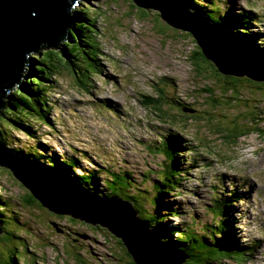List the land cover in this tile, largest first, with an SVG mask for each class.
Listing matches in <instances>:
<instances>
[{
	"label": "rangeland",
	"instance_id": "1",
	"mask_svg": "<svg viewBox=\"0 0 264 264\" xmlns=\"http://www.w3.org/2000/svg\"><path fill=\"white\" fill-rule=\"evenodd\" d=\"M195 1L188 10L201 6L199 11H203L212 2L225 19L236 27L241 26L235 33L240 36V44L253 55H260L261 50L257 49L260 41L253 37L252 28L242 22L239 15L243 9L251 11L258 19L256 30L264 33V0ZM186 2L189 4L188 0ZM84 5H90L91 17H96L98 29H95L96 36L93 35L101 53L96 57L91 54L92 47L84 46V50L95 58L99 70L96 74L90 73L89 86L85 88L71 65H65L63 59L64 65L56 62L58 71L52 74L56 75L60 87L49 95L54 129L46 125L37 128L35 124L36 135L46 139L49 148L56 150L55 146L61 144L64 157L80 156L79 151L89 148L88 160H82L79 169L85 174L99 169L96 189L100 193L107 189L103 181L108 166L116 171L130 169L137 187H132L130 192L138 190L136 192L146 196L156 178L150 172L165 165L164 156L149 150L148 145L157 144L158 136L170 130L181 131V138L187 142L184 145L192 148L191 154L187 153L189 162H194H191L192 170L186 174L185 191L167 195L166 200L175 201V207L182 211L180 216L170 218L171 224L181 228L179 223L185 219L190 221V215L204 222L212 221L213 216L207 209L214 202L222 213V227L227 229L228 207L221 203L220 191L233 196L244 192L243 201L232 202L231 196L227 198L232 208L239 205L245 209L242 215L234 210L233 227L239 238L234 241L235 251L246 259L221 258L222 261L213 260L211 264H264V88L246 76L247 81L242 79L236 88L240 96L235 104L230 97L235 96L236 91L229 90V83L222 79L225 78L223 73L222 78H216L211 70L217 67L209 60L201 61V65L194 62L192 53L198 46L193 35L169 25L157 9L147 7L148 13L143 15L144 11L134 8L128 0H79L74 9L80 10ZM196 14L207 20L200 13ZM217 26L227 39L233 37L220 24ZM44 48L29 57L39 60L45 51L52 49ZM246 52L241 51L238 56L249 62ZM83 57L74 61V69L82 67ZM251 60L257 62L252 63L253 67L264 70V62ZM204 63L208 68L205 69ZM29 69L23 72L24 76H30ZM77 71L79 75V69ZM23 80L26 81L25 77ZM206 88L213 89L212 97L219 101L214 108L207 102L211 96ZM176 100L185 101V106L190 103L195 110L184 111L183 106L172 105ZM102 102L108 106L103 107ZM252 109L255 114L249 116ZM159 112L168 114V119L160 117ZM12 128L17 126L12 125ZM0 129L9 133L8 139L13 145L20 139L17 149L35 144L20 130L15 131L1 121ZM5 168L0 169L3 185L0 195L9 201V206L1 202L0 218L6 217L5 214L15 216L8 224L11 223L9 228L17 234L13 236L0 226L4 239L0 241V264L10 257L20 259L18 264H128L125 245L106 226L50 211ZM132 178L127 181L134 184ZM162 212H168L167 207ZM159 219L166 221L163 217ZM167 225L170 226L168 222ZM173 236L176 233L173 232ZM9 247L12 250L5 251Z\"/></svg>",
	"mask_w": 264,
	"mask_h": 264
},
{
	"label": "water",
	"instance_id": "2",
	"mask_svg": "<svg viewBox=\"0 0 264 264\" xmlns=\"http://www.w3.org/2000/svg\"><path fill=\"white\" fill-rule=\"evenodd\" d=\"M78 1L0 0V112L7 103L3 97L21 82L29 55L39 52L43 45L54 48L60 41L70 39L68 29L73 21L72 8ZM128 1L146 11L147 7L157 9L169 25L190 32L205 60L213 63L219 73L248 75L264 88V70L241 59L238 50L245 53V49L231 37L227 39L217 23L204 21L190 12L186 0ZM33 12L37 13L35 17ZM227 86L231 91L237 88ZM238 96L240 91L231 99L239 100ZM34 161L31 157L27 159L12 154L0 142V165L12 170L19 185L30 190L43 206L56 214H70L93 225L106 226L120 238L134 264H180L186 256L181 249L162 243L160 237L157 242L155 236L158 234L151 230L148 221L136 215L128 201L114 196L101 197L61 172L52 171L45 162L37 164ZM160 244L166 247L161 248Z\"/></svg>",
	"mask_w": 264,
	"mask_h": 264
},
{
	"label": "trees",
	"instance_id": "3",
	"mask_svg": "<svg viewBox=\"0 0 264 264\" xmlns=\"http://www.w3.org/2000/svg\"><path fill=\"white\" fill-rule=\"evenodd\" d=\"M191 6H194L195 0H189L188 1ZM209 8L202 10L201 6L197 7L195 10H193L196 13H200L204 18H206L209 22H215L220 24L222 27H224L230 34L233 35L234 39L240 43V36L236 35L235 33L239 32V27H236L234 24H232L229 19H225V15L219 13V10L217 7L213 6L212 2H209ZM197 6V5H196ZM134 8H136L134 6ZM91 7L90 5H84L80 10L74 11V18H73V24L69 27L70 38L73 39V41H68L64 44L59 43L57 47H50L52 49H49L48 52H44V56H41L39 60L32 57V60H35V64L33 67H31V72L33 75H36L37 79L32 78L28 83L25 82V85H22V89L19 88V86L15 89L12 88L14 91L13 94L10 96L12 97L11 100H9V97H6V106L1 110L0 112V121L7 126L12 127V125L17 126V129L20 127L25 128H31V125L29 124L31 122L30 118H34L36 115L41 116L40 112L38 111V102L36 97L30 98L29 92L30 91H37L40 95L44 96L47 94V91L44 94V90L47 89V86H45V80L48 77L53 76L54 71H58V65L56 62H61V59L64 60L65 65H71L72 70H75L73 66H76V63L74 62V59L81 58V55L84 57L81 59H85L82 62V67H78L80 71L84 72L87 75H83L82 77H78V73L76 74V78L81 80V82L86 83L88 77L90 76V73L93 71V64L91 63V58L88 55V52L84 50L85 47H92V52H99L98 48L96 46V40L93 34L96 36V25H95V18H92L93 16L91 14ZM138 10L144 11L142 14L146 15V10L144 8H138ZM251 12L244 10L239 17L242 19V22H245V20H253L254 17ZM246 24V22H245ZM247 25V24H246ZM244 26V25H243ZM94 32V33H93ZM90 34V35H89ZM232 37V38H233ZM46 45H43L45 47ZM49 48V47H48ZM45 50L47 49L44 48ZM40 50V49H39ZM98 54V53H97ZM96 55V54H95ZM201 55H203L200 48L196 47V49L192 53V58L195 63L200 64L201 61H205V58L202 59ZM61 56V57H60ZM62 63V62H61ZM63 64V63H62ZM63 64V65H64ZM203 64V63H201ZM200 64V65H201ZM208 68L205 66V69ZM214 72V75L218 77H221L222 74L215 68L214 70H211ZM217 71V72H216ZM42 77H41V75ZM224 75V74H223ZM248 77V75H242V76H236V75H224L225 78H222L223 81L226 83L228 82L229 85H232V88H236L238 84L242 82V79H245V77ZM240 77V78H239ZM247 81V80H246ZM32 82L30 85L29 83ZM35 83V84H34ZM227 83V84H228ZM37 87L38 90H34V88ZM41 87V88H40ZM208 89V91H207ZM12 90H8V93H10ZM48 90V89H47ZM234 90L237 89H233ZM208 96H211V98L207 101L208 103H211L212 108L215 107L216 104H218L219 101L213 99L214 91L213 89L206 88ZM239 92V91H238ZM237 93V92H235ZM8 96V95H7ZM45 98V96H44ZM231 98V97H230ZM233 102H237V100H233ZM185 101L182 100H176L173 102L174 105L177 106H184ZM187 106L188 108L192 109L194 106H190V103ZM231 104V103H230ZM255 109H252L249 114L254 115ZM2 113L4 114L2 116ZM258 115V114H257ZM4 120H6L4 122ZM10 121V122H9ZM227 124V123H226ZM26 133L30 136L31 134L26 130ZM9 133H7L4 130L0 129V142L10 150V152L14 155H18L23 158H33L35 163L40 164L41 160L39 157L42 158V154L39 150H43L46 152V149H41L42 144H38L31 146L29 145V148L27 150H21L17 149L13 144L12 141L8 139ZM33 139H36V134L32 133ZM157 150L167 157H169L170 162L166 164V167L164 169H161L156 172L157 178L155 180V184L152 187L151 190H149L146 194V196L138 194H133L130 192L129 187L135 186L133 183L128 182L129 179V173L127 171H112L110 168H106L105 172L107 173L106 183H104L106 186H110L109 188V195L114 196L117 198H121L123 200H127L128 202L132 203L135 208V211L138 212V217L143 218L142 220L148 221L149 226L151 229H153L157 233V229L159 228L160 224L166 225V230L164 235L160 236V239L167 243L169 247L172 248H179L183 249L186 254L184 263L183 264H211L213 260L221 261L222 259H229L233 258L236 261L244 260V255L241 253H237L238 251H235V245L230 242V240H227L226 238L229 237L232 239V235L226 233V229H223L222 226H224V220L222 218V213L216 211V217H218V221H214L212 225H209L207 223L203 224L201 228H198L193 223H188L185 221L184 223H181L183 226L182 228H177L176 226H168V215H177L180 212L177 211L174 207L168 208L167 213L162 214V210L165 207V194L168 193V189L171 187H174L178 183L176 173H177V158L179 157V153L177 149L173 146L165 147L161 146L158 147ZM38 152V154H37ZM48 159H51L52 162L56 163L55 166H53L52 162L50 163L49 168H52V171H60L61 169H65L67 165H64L63 162H59L57 160V157H49V155H46ZM0 169H6L4 166H0ZM132 175V174H130ZM176 176V177H175ZM82 183L88 184V185H95L98 182V177L94 174L88 175L84 177L81 175L79 177ZM113 180L112 183H110ZM132 180H134L132 178ZM3 185L0 181V188H2ZM150 192H153V195H150ZM108 196V195H107ZM147 198L148 201L144 200ZM1 202H4L6 206H9L7 200H5V197L3 198L0 195V204ZM1 207V206H0ZM1 210V208H0ZM6 217L0 218V226L3 227V229L6 228V230L9 231L10 234L15 236L17 234L13 229L9 228L12 227L11 223L8 221L15 220V216H9L5 214ZM220 216V217H219ZM163 217V219L166 221L162 222L159 218ZM18 222V221H16ZM218 222V223H217ZM169 223V222H168ZM8 224V225H7ZM227 224V223H226ZM173 232L176 233V236H173ZM158 234V233H157ZM225 235V236H224ZM1 239L0 241L4 240L2 236L0 235ZM212 244V245H211ZM12 249L7 248L5 251H10ZM4 253V252H1ZM126 253L129 255L128 251L126 250ZM124 254V252H123ZM129 260H127L128 264H134V261L131 260V257H128ZM222 258V259H221ZM20 259L17 257H10V259L5 262L3 261V264H18Z\"/></svg>",
	"mask_w": 264,
	"mask_h": 264
},
{
	"label": "clouds",
	"instance_id": "4",
	"mask_svg": "<svg viewBox=\"0 0 264 264\" xmlns=\"http://www.w3.org/2000/svg\"><path fill=\"white\" fill-rule=\"evenodd\" d=\"M189 1V0H188ZM189 3V2H188ZM77 4H75L74 5V7L76 6ZM189 5H190V8H191V4L189 3ZM74 7L72 8V15H73V18H74V11H75V9H74ZM137 8H139V7H137ZM91 10V9H90ZM246 10H248V9H246ZM189 11L190 12H193V11H191L190 9H189ZM244 11V9L240 12V13H242ZM194 14H196L195 12H193ZM97 15V14H96ZM197 15V14H196ZM251 15V14H250ZM255 20V18L253 19V20H245V22H246V24H247V26L248 25H250L251 26V28H252V33H253V37L256 39V40H258V41H260V47L258 48L257 47V49H260L261 51H260V55L259 56H257V55H253V54H251L250 53V51L248 50V48L247 47H244L243 45H241L239 42H238V44L239 45H241V46H243L244 47V49H245V52L247 51L248 52V58L249 59H257V60H260L261 62H264V33L263 32H261L260 30H256V23L254 24L253 23V21ZM258 21V20H257ZM72 25H74L73 24V21H72V24H71V26ZM95 25H96V21H95ZM96 29H98L97 28V26H96ZM68 31H69V29H68ZM95 32H96V30H95ZM70 31H69V35H70ZM94 33V32H93ZM94 36V35H93ZM71 37V36H70ZM95 37V36H94ZM65 43L66 42H68V41H71V39H68V40H63ZM41 49V48H40ZM99 50V49H98ZM246 52V53H247ZM35 53V52H34ZM98 52H92V54L93 55H95L96 57H97V54ZM101 53V52H100ZM92 60H91V63L93 64V71L91 72V73H93V74H96L97 72V70H99V68L97 67V65H95V63H97L96 61H95V58H91ZM74 60H76V59H74ZM85 60V59H84ZM31 64H35V60L33 61L32 60V57H29V60L27 61V63H26V65L23 67V70H22V78H21V82L18 84V86H19V88L20 89H22L21 87H22V85H25V82L26 83H28V81H30V79H32V78H35V79H37V77H36V75H33V73L31 72V69H29L28 70V74L30 75V76H24L23 74V72L27 69V67H30L31 68ZM99 64V63H98ZM79 69V68H78ZM78 69H75V70H73V71H75V73L77 74L78 73ZM82 74L83 75H87V74H85L84 72H82V71H80L79 70V75H80V77H82ZM41 75V74H40ZM79 75H78V77H79ZM23 77H25V79H26V81H24L23 80ZM41 77H42V75H41ZM89 77H91V75L89 76ZM89 77H88V79H87V83H83V82H81L82 84H83V86L85 87V88H88V86H89ZM43 78V77H42ZM43 79H45V78H43ZM78 81H81L80 80V78H79V80ZM53 83V86H50L49 85V83ZM45 83H47V84H44L45 86H47V89L46 90H44L43 92H44V94H45V92L47 91V94L46 95H44L45 96V98H44V96H42V95H40L37 91H30L29 92V95H30V98H32V97H36V99H37V102H38V104H37V106H38V111L40 112V114H41V116H38V115H36L34 118L32 117V118H30V120H31V122L29 123L30 125H31V128H28V127H26V130L31 134L30 136L26 133V130H25V128H23V127H20L19 126V129H17V128H12L11 127V129H13V130H15V131H18V130H20L26 137H27V140H33V141H35V144H33V145H31V146H34V145H36V147L38 146V144L40 143V144H42V146H41V149H46V152H44L43 150H39L40 151V153L42 154V158L41 157H39L40 158V160L41 161H43V162H45L46 164H48V165H50V163L52 162V160L51 159H48V157L46 156V155H49V157H57V160L59 161V162H63V164L64 165H67L66 167H65V169H61L59 172H61L62 174H64V175H66L67 177H69L70 179H72V180H74L75 182H77V183H79V184H81L82 186H85V187H87V188H89V189H91V190H93L94 192H96L99 196H101V197H111L110 195H109V185L108 186H106L107 187V189L104 191V192H102V193H100L99 192V190L98 189H96V184L95 185H93V186H91V185H88V184H85V183H82L81 182V180L79 179V177H81V175H83L84 177H86V176H88V175H91V174H94V175H96L97 177H98V179H99V169H94V170H92L93 172H90V173H88V174H85V172H82V171H80V162L82 161V160H88V156H89V148H86V149H82V151H79L80 152V156H78V155H69V156H67V157H64V154H63V152L61 151L62 150V148H63V146L61 145V144H58L57 146H55L57 149L55 150V149H53V148H49V147H47V144H48V142L46 141V139H42V138H39V136H37L36 135V139H33V137H32V133L34 132L35 134H36V130L37 129H33V126L35 125V124H37V125H35V126H37V128H38V125H40V126H43V125H46L49 129H54L53 127H54V125L52 124V122H51V120H52V116H51V113H50V111L52 110V102H49V95H50V92L51 91H54V90H56L55 88H59L60 87V85L58 84V82H57V80H56V75H53V76H51V77H48V78H46V80H45ZM30 85L32 84V82H30L29 83ZM35 84V83H34ZM17 85L15 86V87H12V88H17L18 87ZM26 86V85H25ZM12 88L10 89V90H12ZM41 88V87H40ZM14 90V89H13ZM34 90H38L37 89V87H35L34 88ZM11 93H7V95L5 96V97H3V99L4 100H6L5 98L6 97H9V100H11V98L12 97H10L11 95H10ZM147 98V97H146ZM101 105L103 106V107H107L108 105H107V103L106 102H102L101 103ZM172 105H174V104H172ZM190 106H192V105H190ZM184 107V111L185 110H188L187 108V106H183ZM193 110H195V107H193L192 108ZM116 112V111H115ZM160 113V112H159ZM4 114L2 113V116H3ZM192 115V114H191ZM159 116L161 117L162 116V118H164V119H168V117H169V115L168 114H166V113H160L159 114ZM6 120H4V122H5ZM6 123V122H5ZM4 123V124H5ZM10 127V126H9ZM49 129H46L50 134H51V131L49 130ZM180 134H183L181 131H178V130H176V131H173V130H170V132L169 133H164L163 135H159L158 136V143L157 144H154V146L152 145V144H149L148 146H149V150H152L155 154H161L162 156H164V159H165V165L164 166H162V165H159L160 166V169H157L155 172H150V174H154L155 176H156V178H157V174H156V172L157 171H159V170H161V169H164L165 167H166V164L167 163H169L170 162V159H169V157H167L166 155H164L163 153H161V152H159L158 150H157V148L158 147H161V146H165V147H170V146H173V147H175L176 149H177V151H178V153H179V157L177 158V160H176V162L178 163L177 164V173H176V176H178L177 177V180H178V183L176 184V185H174V187H171L170 189H168V193L167 194H165V202H166V204H165V207H167V209L168 208H170V207H174L177 211H179L180 213L179 214H177V215H168V222H169V224H170V226H173L172 224H171V221H170V218L171 217H178V216H180V214L182 213V211L179 209V208H177V207H175V201H170V200H166V198H167V195H169L171 192H174V193H179V192H182V191H185V185H184V181H185V179H187L186 178V174H187V172H190L191 170H192V168L193 167H191V166H193V163H191V162H194V161H190L189 162V160H191L190 158H188V155H187V153L188 154H191V153H189V152H192L191 151V149L192 148H187L185 145H184V143L187 145V142L186 141H184L182 138H181V136H180ZM226 134V133H225ZM190 136V135H189ZM191 137V136H190ZM193 139V138H192ZM226 139V138H225ZM18 141L16 142V145H18V143H21V141H20V139L18 138L17 139ZM45 140V141H44ZM197 143V142H196ZM12 144H13V142H12ZM16 145H14L15 147H16ZM29 145L30 144H27V146H25L23 149H21V150H27L28 148H29ZM230 145H232V144H229V146ZM23 146V145H22ZM233 146H234V144H233ZM71 148H72V146H70ZM51 153V154H50ZM37 154H38V152H37ZM185 160V161H184ZM193 160H195V158L193 159ZM52 164H53V166H55V164L56 163H54V162H52ZM185 165V166H184ZM197 166L199 165V164H196ZM0 166H3V165H0ZM5 167H7V166H5ZM96 167V166H95ZM94 167V168H95ZM7 168H9V167H7ZM106 168H110V167H106ZM190 168V169H189ZM110 169H112V168H110ZM7 171H9V172H11V173H13L12 172V170L9 168V170H7ZM112 171H116V170H113L112 169ZM118 171H122V170H118ZM117 171V172H118ZM124 171H127L128 173H129V178H132V175H130V174H133L132 173V171L130 170V169H125ZM124 171H122V172H124ZM108 176V175H107ZM147 176H150L149 174L147 175ZM175 176V177H176ZM107 178V177H106ZM106 178L104 179V181H103V183H106ZM156 178H155V180H156ZM150 179V178H149ZM155 180H154V183H153V185H152V187L154 186V184H155ZM135 179L133 180V182H134V185L136 186V184H135ZM135 186H133V187H135ZM139 187L138 188H140V186H141V183H140V185H138ZM218 187H220L219 185H218ZM130 188V190H132L131 188L132 187H129ZM135 188H137V187H135ZM136 190V189H135ZM136 191H138V190H136ZM136 191H131L133 194H138V192H136ZM221 193H220V195H221V197H220V199H222V201H221V203H225L226 205H227V207H228V209H227V211H226V223H227V229H226V233H225V235L227 236V234H235V235H237L238 236V234H237V230H235V228L233 227V225H234V221H236V217L233 215V213H234V210H236V208H233V209H230L229 210V207H230V204L229 203H231V200H232V202H234V201H238V202H240V201H243V200H245V195H244V192H241L240 193V195H238V196H233V195H231V194H225L223 191H220ZM214 193H216V192H214ZM108 195V196H107ZM113 196V195H112ZM227 196H231V200L229 199V198H227ZM233 197H236L235 199H233ZM238 198H240V199H238ZM121 199V198H120ZM123 200V199H122ZM127 201V200H126ZM213 201V200H212ZM131 206H132V208L135 210V208L133 207L134 205L132 204V203H130V202H128ZM213 203V205H212V207H209L208 209H207V211L208 212H210V214H212V216H213V219H212V221H210V222H204V221H202L200 218H192V215H190L191 216V219H190V221H188L187 219H185V221H187L188 223H193L195 226H197L198 228H201L202 227V225L203 224H205V223H207V224H209V225H212V223L214 222V221H218V217H216L215 215H216V211L218 212V214H219V212L221 213V210L219 209L218 210V208H217V206H216V204H214V202H212ZM231 205H232V203H231ZM233 207V206H232ZM167 213V212H166ZM162 214H163V212H162ZM136 215L138 216L139 214H138V212H136ZM193 217H194V215H193ZM220 217V216H219ZM139 218H140V216H139ZM141 219H143V218H141ZM184 221V222H185ZM183 222V223H184ZM218 223V222H217ZM180 225H181V223H179ZM197 224V225H196ZM93 225V224H92ZM95 225H98V224H95ZM176 226V225H175ZM151 230H153V229H151ZM224 235V236H225ZM227 238H229V237H227ZM231 239V238H230ZM237 239H239V238H237ZM161 240V239H160ZM162 241V240H161ZM234 241H236V239H231L230 240V242H232L233 244H234ZM163 242V241H162ZM164 244H165V242H163ZM169 247V246H168ZM170 248H172V247H170ZM246 259V258H245ZM184 260V259H183ZM182 260V261H183ZM225 260V259H224ZM222 261V260H221ZM182 264V263H181ZM241 264H243V263H241Z\"/></svg>",
	"mask_w": 264,
	"mask_h": 264
},
{
	"label": "bare ground",
	"instance_id": "5",
	"mask_svg": "<svg viewBox=\"0 0 264 264\" xmlns=\"http://www.w3.org/2000/svg\"><path fill=\"white\" fill-rule=\"evenodd\" d=\"M262 17H264V14H262ZM242 48H244L243 46H242ZM239 49V48H238ZM239 51V53L241 52V50H238ZM251 54H253V53H251ZM246 57V56H245ZM246 59L249 61V62H251V63H257V62H252L253 60H251V59H249V58H247L246 57ZM114 111V110H113ZM152 119V118H151ZM236 171V170H235ZM232 183V182H231ZM189 195H191L190 193H189ZM236 197H233V199H235ZM229 209H233L232 208V205L230 204V207H229ZM236 209H237V211L242 215L243 214V212L245 211V209L243 208V207H240L239 205L238 206H236ZM238 212H237V215H238ZM177 227V226H176ZM183 226L181 225V228H182ZM249 232V231H248ZM230 235V234H229ZM232 235V239H237L238 238V236L237 235H235V234H231ZM239 243V242H238ZM238 245H241V244H238Z\"/></svg>",
	"mask_w": 264,
	"mask_h": 264
},
{
	"label": "snow or ice",
	"instance_id": "6",
	"mask_svg": "<svg viewBox=\"0 0 264 264\" xmlns=\"http://www.w3.org/2000/svg\"><path fill=\"white\" fill-rule=\"evenodd\" d=\"M32 15H33V17H35V16L37 15V13H36V12H33ZM165 230H166V225H164V224H160L159 228L157 229V233H158V235L155 236V239L157 240V242H159V237H160L161 235H164V234H165ZM159 246H160L161 248H165V247H166V246L163 245V244H160Z\"/></svg>",
	"mask_w": 264,
	"mask_h": 264
}]
</instances>
